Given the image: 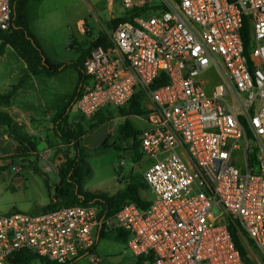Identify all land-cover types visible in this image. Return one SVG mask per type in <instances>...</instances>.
I'll list each match as a JSON object with an SVG mask.
<instances>
[{
    "label": "built area",
    "instance_id": "2783aa9c",
    "mask_svg": "<svg viewBox=\"0 0 264 264\" xmlns=\"http://www.w3.org/2000/svg\"><path fill=\"white\" fill-rule=\"evenodd\" d=\"M119 2L143 11L91 48L75 106L89 119L143 93L137 139L150 203L107 218L81 205L0 213V264L18 252L73 263L94 252L101 229L128 233L125 250L143 264H246L229 221L264 259V0ZM10 17L0 0V32ZM161 71L167 82L151 89Z\"/></svg>",
    "mask_w": 264,
    "mask_h": 264
},
{
    "label": "rangeland",
    "instance_id": "374dc122",
    "mask_svg": "<svg viewBox=\"0 0 264 264\" xmlns=\"http://www.w3.org/2000/svg\"><path fill=\"white\" fill-rule=\"evenodd\" d=\"M42 1V0H41ZM41 3V2H40ZM30 5L29 13V29L45 55L55 63L65 61H77L79 58V47H83L86 51L91 43L100 36L107 35L114 27L112 21L124 15V10L120 5L119 0H113L112 5H107L105 0H45L42 9L39 5ZM95 16L103 23L95 26ZM111 17L106 22L105 20ZM84 19L87 23L83 24L84 33L86 36L81 40V36L77 33L76 24L78 19ZM44 25V26H43ZM95 31V35L93 34ZM97 36V38H94ZM5 46L0 41V51ZM26 77H23L16 87H23ZM43 83L41 81H38ZM38 84H35L37 86ZM50 85L53 93L46 97L45 92L42 90L36 94L39 99L45 98L49 100V106L43 109V113L36 117V121L22 123V127L30 128L32 135L28 136L30 141L34 144L35 149L28 151L22 149V154L17 156L22 163H28V166H41L44 167L49 174L50 185L53 186L58 182L57 169L67 157H73L75 152L71 144H63L53 133L52 119L55 116L57 109L66 104L67 100L71 97L76 85L77 74L72 69H67L58 77L50 79ZM40 89L41 86L38 85ZM61 87V91L57 92L53 89ZM24 89V87H23ZM20 93L19 98H25L26 92ZM23 93V94H22ZM144 103L145 98H144ZM69 115L68 122L84 124L85 127L90 121L85 120L80 113H78L75 106L72 107ZM133 121L138 128L142 127L140 124L139 116H133ZM123 121L121 117H115L108 125L106 137L109 144L120 145L122 149L127 148L125 143H121L117 136V127ZM20 126V131L21 128ZM87 129V128H86ZM85 137H81V144L85 149V160L90 165L91 171L85 177L83 185L84 188L89 190H106L110 185H115L117 177L122 178V181L129 174L142 175L148 161L144 158L140 161L133 160L132 152L124 150L117 151L113 148L102 150L99 149L105 141L103 129L96 127L90 131ZM31 160H29V158ZM122 163L120 169H117ZM26 165V164H24ZM241 167V164H240ZM242 171L241 168H239ZM47 174V175H48ZM33 192L26 195V202L29 205H36L38 202L37 185L33 184ZM143 198L149 199V192L146 190L143 193ZM19 212L35 213L17 210ZM111 232V231H110ZM115 233V231H113ZM110 233V264H134L135 259L131 254L124 250L121 244H117L113 239V234ZM102 241V240H100ZM99 241V242H100ZM108 241V240H107ZM107 241H103L105 243ZM250 257L256 261V264H264L262 254L251 247L248 248ZM100 253V251H99ZM104 258V252L100 253ZM21 261L13 264H43L42 259L31 256L23 255L18 257ZM106 262V261H105Z\"/></svg>",
    "mask_w": 264,
    "mask_h": 264
},
{
    "label": "trees",
    "instance_id": "16d2710c",
    "mask_svg": "<svg viewBox=\"0 0 264 264\" xmlns=\"http://www.w3.org/2000/svg\"><path fill=\"white\" fill-rule=\"evenodd\" d=\"M9 2L11 8L10 26L7 30L0 32V41L2 45H9L24 61L29 73L32 75H46L51 77L67 69H72L77 74V85L71 97L64 106L57 109L52 119L54 135L63 144H71L75 155L73 157H67L66 160L59 165L57 169L58 182L53 186V194L50 203L43 210L46 211L60 206H98L100 208L99 216L107 218L114 215L125 203H134L142 209L148 207L150 195L149 199L143 198L142 193L146 190L148 191V188L142 175L129 174L124 179L123 186L113 194L99 190H89L84 188L83 185L84 179L90 173L91 168L85 160L87 156L85 155L86 148L80 142L81 137L100 124L115 119V117L123 118V121L117 127V136L121 143L126 144L127 148L122 149L120 145L109 144L106 140L99 149L107 150L113 148L117 151L124 150L132 152L134 161H140L143 158V153L140 150L139 141L137 139L139 130L134 127L130 119L133 116L144 115L146 112L144 109V97L141 91L136 92L122 107H103L89 119L81 115L85 120L90 121L86 127L84 124L68 122L69 112L79 97L82 84L86 80L82 66L83 61L94 45L103 44L105 42V36H100L95 39L86 51H83V47H79L78 51L80 55L77 61L54 63L45 55L29 29L28 9L30 5H38L41 0H9ZM142 11V9H137L126 12L123 16L114 19L112 25L115 26L120 21L128 20L132 15H136ZM242 38L245 47H247L249 45V24L246 17L243 18ZM166 82L167 76L161 71L150 88L154 89ZM17 88L18 87L14 86L9 93L1 95L0 100H8ZM0 125L6 127L9 136L18 142V156L22 154V149L26 151L35 149L29 137L20 131V126L6 112H0ZM34 170L43 178L45 186L50 189L47 175L36 167ZM53 200L56 202H53ZM228 228L235 247L240 252L243 261L246 264H256V261L250 257L248 251L249 247L253 249H256V247L247 236L246 232L236 221H229ZM117 232L118 240L125 244L128 233L123 230H117ZM106 234L107 233L101 229L99 231L98 240L105 238ZM23 255L35 256L27 252H18L9 262L19 263L21 260L18 257ZM42 261L43 264H58L44 259H42ZM134 264H143V261L142 259L135 260Z\"/></svg>",
    "mask_w": 264,
    "mask_h": 264
},
{
    "label": "crops",
    "instance_id": "0c3cea01",
    "mask_svg": "<svg viewBox=\"0 0 264 264\" xmlns=\"http://www.w3.org/2000/svg\"><path fill=\"white\" fill-rule=\"evenodd\" d=\"M105 1L110 9V6L112 5L113 1ZM44 2L45 0L41 1L39 9L43 8L45 4ZM110 19L111 17H108L105 21L107 22L109 20L110 22ZM94 22L95 26L97 24H100V22L103 23L96 16L94 18ZM84 23L87 22L84 19L80 18L77 20L76 24V30L77 33L81 36V40H83L86 36L82 27ZM93 34L95 35V31H93ZM94 38H97V36H95ZM59 74L51 77L46 75L30 74L24 61L16 54V52L9 45H5V47L0 51V96L9 93L12 88L16 86V84H18V82L23 77H26V79L23 85L24 89L23 87L17 88V90L8 100H0V112H6L21 127L22 123L36 121V117L44 112V108L49 106L48 99H39L36 94L40 92L39 90H42V93L44 94L45 92L46 97L49 98V96L53 93L50 85V79L58 77ZM38 81H41L43 83H40ZM35 84L41 86L42 89H40L38 85L35 86ZM53 90L60 92L62 89L61 87H59L57 90ZM23 91L26 92V97L19 98L18 95L20 93L18 92ZM73 106H75V104ZM130 119L134 127L137 128L136 123L133 121L132 117ZM139 120L141 121L140 124L142 125V127L138 128V130L146 127V124L142 121L140 117ZM109 124L110 120L98 126L103 129L105 141L108 140L105 132L108 131L107 128ZM21 130L22 133L26 134L27 136L32 135V130L30 128H26L23 126ZM89 133H86L82 137H85ZM17 148L18 142L9 136L6 127L0 125V213L9 214L17 210L35 213L40 212L50 203L54 185H50V189H48L45 186L43 178L37 172H35L34 168L36 166H28V163L21 162L20 158L17 156ZM29 160H31V158H29ZM36 168L44 172L46 175L48 174L44 167L37 166ZM47 177L49 179V174L47 175ZM117 181L118 182H116L115 185H110L109 188L101 191L110 194L115 193L120 187L123 186L124 183L122 181V178L119 179L117 177ZM33 184L37 185V192L39 194L38 202L35 206L29 205L26 202V195H29L33 192ZM113 231L114 230H112L111 232L113 233ZM111 232L107 231L105 238L99 239L97 241L94 252L90 256L81 257L72 264H110ZM117 233L118 232L115 231V233L112 234L113 239L117 244H121L123 246L122 248L124 251L125 244L118 240ZM103 241L107 242L102 243ZM99 251L100 253L104 252V258L100 256L101 254L99 253ZM8 264L13 263L9 262Z\"/></svg>",
    "mask_w": 264,
    "mask_h": 264
}]
</instances>
